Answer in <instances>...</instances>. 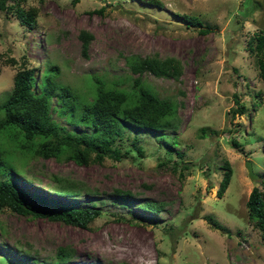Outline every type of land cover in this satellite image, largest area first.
<instances>
[{
	"label": "rangeland",
	"instance_id": "obj_1",
	"mask_svg": "<svg viewBox=\"0 0 264 264\" xmlns=\"http://www.w3.org/2000/svg\"><path fill=\"white\" fill-rule=\"evenodd\" d=\"M23 6L38 11L32 27L0 11L2 98L20 62L42 78L57 64L51 79L79 97L94 90L92 75L126 89L138 77L176 104V121L175 129L161 131L123 128L114 143L120 158L81 165L30 158L23 172H13L16 183L81 208L93 202L99 214L80 226L0 209V264H264V236L245 204L264 178V81L249 48L253 33L264 30V0H25ZM80 30L91 34L85 54ZM129 54L174 57L179 72H133L124 62ZM246 158L259 177L254 183ZM224 161L232 173L218 197ZM54 175L89 190L56 196ZM145 201L160 208L146 211L139 206ZM59 246L73 249L64 262L54 256Z\"/></svg>",
	"mask_w": 264,
	"mask_h": 264
},
{
	"label": "trees",
	"instance_id": "obj_2",
	"mask_svg": "<svg viewBox=\"0 0 264 264\" xmlns=\"http://www.w3.org/2000/svg\"><path fill=\"white\" fill-rule=\"evenodd\" d=\"M24 2L0 0V11L6 16L13 15L21 25L32 27L38 11L34 6L24 8ZM185 20L196 26L200 23L192 15H186ZM78 37L81 39V52L85 54L91 34L80 30ZM249 48L255 54L257 75L264 81V30L253 33ZM5 60L11 64L17 62L13 57H6ZM124 62L131 71L138 73L147 71L155 76L176 77L179 72V63L171 56L158 58L129 54L125 56ZM20 64L13 72L12 85L5 91L3 98L0 96V209L8 208L24 216L86 226L99 214V208L93 202L81 208L28 191L13 180V172H23V167L32 157L66 159L77 165L98 163L105 157L120 158L114 143L121 138L123 128L154 131L175 129L176 104L158 96L138 77L132 78V83L126 89L92 75L94 90L79 97L66 83L51 79V76L58 75L54 76V73L59 72L57 64L50 67L54 72L43 78L36 67L26 66L23 62ZM244 109L240 104L238 111L242 113ZM52 114L60 116L61 120ZM62 121L72 126L82 125L88 130L68 128ZM154 134L163 136L156 132ZM172 137L169 142L173 144L175 141ZM231 142L235 146L238 143L234 139ZM131 144H135V137ZM222 169L215 190L218 197L225 190L232 173L227 161L223 162ZM53 177L55 183L50 189L56 196H77L81 187L85 191L89 190L82 183L77 184L67 177ZM260 183L261 187L253 185L250 188L245 204L248 219L264 236V178ZM114 191L116 194L129 193L118 188ZM139 206L151 212L160 208L157 203L149 201ZM212 226L218 228L217 224ZM72 250L70 246H59L54 256L59 262H64Z\"/></svg>",
	"mask_w": 264,
	"mask_h": 264
},
{
	"label": "water",
	"instance_id": "obj_3",
	"mask_svg": "<svg viewBox=\"0 0 264 264\" xmlns=\"http://www.w3.org/2000/svg\"><path fill=\"white\" fill-rule=\"evenodd\" d=\"M244 166L246 168V171H247V176L251 179L252 183H254V181L256 179H258V175L254 173L253 169H252V164H251V161L246 158L244 160Z\"/></svg>",
	"mask_w": 264,
	"mask_h": 264
}]
</instances>
